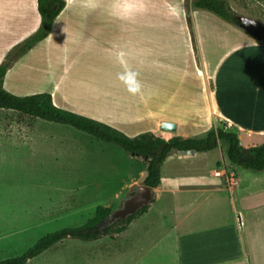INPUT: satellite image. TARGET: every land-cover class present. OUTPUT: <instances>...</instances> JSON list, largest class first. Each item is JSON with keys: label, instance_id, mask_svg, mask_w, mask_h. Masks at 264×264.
Listing matches in <instances>:
<instances>
[{"label": "crops", "instance_id": "crops-1", "mask_svg": "<svg viewBox=\"0 0 264 264\" xmlns=\"http://www.w3.org/2000/svg\"><path fill=\"white\" fill-rule=\"evenodd\" d=\"M63 1L49 35L26 52L41 43L49 48L58 29L61 46L74 44L77 65L92 75H83L75 105L52 80L45 93L56 106L135 135L201 138L220 122L242 147L264 142V41L206 10L186 8L185 0H130L125 10L109 8L115 0ZM225 1L236 18L264 28V0ZM83 2L90 5L70 11ZM40 21L37 0H0V58L37 31ZM3 109L4 138L33 128L23 124L28 115ZM161 122L175 123V130L162 131ZM221 143L203 152L170 151L147 211L91 256L109 257L116 249L125 264H264V170L226 165ZM216 149L221 160L211 166L209 153ZM129 157L145 159V177L149 159ZM223 165L235 172L230 184L214 175ZM135 229L142 236L131 237Z\"/></svg>", "mask_w": 264, "mask_h": 264}, {"label": "rangeland", "instance_id": "rangeland-1", "mask_svg": "<svg viewBox=\"0 0 264 264\" xmlns=\"http://www.w3.org/2000/svg\"><path fill=\"white\" fill-rule=\"evenodd\" d=\"M128 1L115 0L108 6L125 10ZM191 2L185 0V7H193ZM87 5L90 4H74L70 11L84 10ZM236 19L238 23L233 26L246 31L243 20ZM58 33L57 29L47 49L41 43L30 52H19L18 48L33 35L30 34L2 55L0 64L8 62L11 66L17 61L8 69L3 82L7 92L17 96L47 92L53 80L60 93L70 97L71 103L77 101V88L83 86L84 74L92 75L91 68L81 63L77 65L75 45L61 46ZM54 101L61 105L60 97L56 96ZM7 110L1 112H11ZM24 123L34 124L33 128L21 129L13 138H4L0 131V260L22 254L47 233L92 223L98 218V207L109 212L116 209L133 185L142 183L144 178L145 159H132L113 143L91 139L71 126L32 116H27ZM220 124L218 122L217 126ZM123 131L132 137L141 135ZM19 134H26L27 138ZM220 147L229 165L226 144L221 143ZM220 160L219 149L209 153L211 166ZM166 168L163 167V173ZM261 182L264 183V175ZM116 234L104 236L97 242L65 238L26 264H125L124 255L116 249L109 257L103 253H98L95 259L91 256L93 250ZM133 234L142 236L137 230L128 236L133 237Z\"/></svg>", "mask_w": 264, "mask_h": 264}, {"label": "trees", "instance_id": "trees-1", "mask_svg": "<svg viewBox=\"0 0 264 264\" xmlns=\"http://www.w3.org/2000/svg\"><path fill=\"white\" fill-rule=\"evenodd\" d=\"M191 4L194 8L206 10L228 24L238 23L234 12L225 0H192ZM65 5L63 0H37V10L41 17L40 25L37 31L18 48V51L25 52L38 41L45 39L51 31L54 20L64 10ZM260 40L264 41V35ZM8 67V62L0 64V108L12 109L48 122L71 126L98 140L113 143L127 153L148 158L146 176L142 181L147 186L155 188L159 184L160 167L170 151H208L217 146L216 140L226 144V156L232 165L251 171L264 170V142L248 148L242 147L236 133L226 131L222 125L210 128L201 138L174 136L165 139L153 134L129 137L105 123L56 106L49 93L20 97L7 92L3 88V78ZM148 207L149 205L142 207L135 214L107 228H101L98 224L110 212L98 207V218L92 223L47 233L22 254L2 259L0 264H26L65 238L94 241L112 233H121L137 216L145 213Z\"/></svg>", "mask_w": 264, "mask_h": 264}, {"label": "water", "instance_id": "water-1", "mask_svg": "<svg viewBox=\"0 0 264 264\" xmlns=\"http://www.w3.org/2000/svg\"><path fill=\"white\" fill-rule=\"evenodd\" d=\"M243 20V28L250 32L257 39H261L264 35V28L253 22L250 19ZM175 123L173 122H161L160 129L162 131H174ZM217 141V140H216ZM155 191L153 187L147 186L143 183L135 184L128 191L126 197L123 199L119 207L112 210L104 219L99 222L101 228H107L114 225L120 220H124L129 216L138 212L142 207L150 205L154 199Z\"/></svg>", "mask_w": 264, "mask_h": 264}, {"label": "built area", "instance_id": "built-area-1", "mask_svg": "<svg viewBox=\"0 0 264 264\" xmlns=\"http://www.w3.org/2000/svg\"><path fill=\"white\" fill-rule=\"evenodd\" d=\"M214 175L215 176H224L227 184L232 183L234 181V178H235L234 170L228 166H225V165H223L221 168L217 169L214 172Z\"/></svg>", "mask_w": 264, "mask_h": 264}, {"label": "clouds", "instance_id": "clouds-1", "mask_svg": "<svg viewBox=\"0 0 264 264\" xmlns=\"http://www.w3.org/2000/svg\"><path fill=\"white\" fill-rule=\"evenodd\" d=\"M74 2V0H67V3L71 5Z\"/></svg>", "mask_w": 264, "mask_h": 264}]
</instances>
